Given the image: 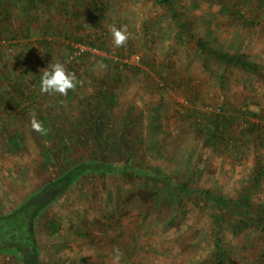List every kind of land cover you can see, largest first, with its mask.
I'll use <instances>...</instances> for the list:
<instances>
[{
  "label": "rangeland",
  "instance_id": "374dc122",
  "mask_svg": "<svg viewBox=\"0 0 264 264\" xmlns=\"http://www.w3.org/2000/svg\"><path fill=\"white\" fill-rule=\"evenodd\" d=\"M176 6L214 48L246 53L262 65V74L177 38L169 10L156 0H0V211H11L59 178L45 193V214L63 216L64 224L48 245L41 240L39 259L56 252L78 264H214L208 207L195 196L181 197L154 169L173 182L198 169L193 185L233 198L248 186L246 175L264 158V0H176ZM109 25L127 26L124 46L113 44ZM87 42H103L106 49L75 57V46L93 47ZM128 52L141 55L139 68L121 65ZM56 60L79 81L67 95L40 91L41 70ZM16 85L27 94L19 106L14 100L23 95ZM103 89L121 146L119 154L93 155L94 161L126 171L86 172L83 147L74 153L83 161L71 170L42 163V146L85 116L91 119L86 105L100 106L96 95ZM207 104L220 106L224 117L216 139L210 119L195 118ZM33 117L44 134L32 129ZM13 132L22 134L18 146L7 141ZM69 171L76 174L73 181L65 176ZM252 199L264 204V182ZM228 221V262L264 264V233ZM0 264L24 262L0 251Z\"/></svg>",
  "mask_w": 264,
  "mask_h": 264
},
{
  "label": "trees",
  "instance_id": "16d2710c",
  "mask_svg": "<svg viewBox=\"0 0 264 264\" xmlns=\"http://www.w3.org/2000/svg\"><path fill=\"white\" fill-rule=\"evenodd\" d=\"M31 1L34 2L36 0ZM156 2L169 10L172 22L175 26L177 38L193 41L202 51L211 53L229 65L238 66L257 75L262 74V65L257 61L249 59L246 53L241 51L229 52L214 48L210 41L193 31V21L185 19L182 14L179 13L176 0H156ZM79 41L83 42L80 38ZM103 42L87 43L88 45H93V47L102 50L106 49ZM76 48V46L73 48V52L76 51ZM86 52L88 51L84 50L76 57L82 58L87 54ZM104 59L110 61L112 65L116 63L120 64V62L114 59ZM68 67L74 72L71 65ZM138 71L139 70L136 69V72ZM101 87L103 88V86ZM16 88L20 92V95H23L20 99L15 98L14 100L16 106H19L22 104V98L26 97L27 94L21 91L22 89H20L18 85H16ZM105 95V89L100 90L98 95H96L97 102L100 103V106L96 107L94 101L92 104L88 103L86 105V108H89L88 110L93 111L91 119L85 116V118L82 119L83 122L68 126L63 129L64 132H60L59 134L58 132L55 133L56 136L58 135V139L51 142V144L42 146V163L46 165H59V168L68 170L75 166V164L83 161H79L74 155L80 147H83L88 157V159H84L83 162L87 165L86 172L91 171L94 174L114 172L120 175L126 171V166L117 165V163L105 164L107 162H103V159L98 162L94 161L95 157L93 155L106 157L108 151L119 154L118 146H121V144L117 143L115 140L116 134L119 133V131L112 126L110 118L108 119V108L106 107L108 103H106ZM203 112L202 114L196 113L195 118L199 122L202 120L203 114L207 116L210 119L209 124L214 128L212 136L215 137L214 139L219 138L221 132L220 128L224 125V117L220 115L221 111L205 112L203 110ZM250 113L254 116H259V112L250 111ZM130 127L131 125L127 124V126L124 127V131L127 133L131 132L129 130ZM21 135L20 132L10 133L7 138L8 143L12 146H18L17 143L22 140ZM128 142L129 141H127V143ZM107 165H109L110 168H108ZM154 171L158 173L161 178L167 180L170 186L176 188L181 197L187 195L195 196L197 200H202L208 207L211 217V234L215 252L214 264H231L226 259L227 256L223 244V226L225 221L229 220L228 222L232 223L239 230L255 228L264 233V204H257L252 199L253 189H258L264 182V158L254 162L252 168L245 177L248 186H245L240 195L235 198L227 193L209 187L193 185V182H195L193 179L197 177L198 173L196 172H198V169L194 174L183 175L179 182L171 181L160 169H154ZM154 171L151 175H155ZM72 172L73 171H69L65 175L68 177L67 175L72 174L71 181L76 178V174L73 175ZM138 172L142 173V170ZM144 172L148 173L147 170ZM57 180H59V178L55 179L53 182L51 181L49 185L44 186L39 192L30 196L26 201L12 208L11 211H0V251L19 255L24 264H29L30 261L28 260L30 259L35 260L34 264H78L76 259L65 258L56 252H53L46 258L39 259V251L41 249L39 243L41 240H44L43 245H48L50 240L57 236L64 224L63 216L58 215L56 217H50L45 214V210L48 207L47 202L44 201L48 199L45 193L56 187L55 184L58 183ZM63 193H65L64 190L60 191L58 197ZM52 196L53 198L51 200L55 201L57 196ZM37 212L38 214L36 216Z\"/></svg>",
  "mask_w": 264,
  "mask_h": 264
},
{
  "label": "clouds",
  "instance_id": "9594fccd",
  "mask_svg": "<svg viewBox=\"0 0 264 264\" xmlns=\"http://www.w3.org/2000/svg\"><path fill=\"white\" fill-rule=\"evenodd\" d=\"M112 35V42L116 47L124 46L128 39L129 33L127 26L116 27L108 26ZM79 81L75 73H70L65 65L59 60L53 61L47 68L41 70L40 91L45 94L67 95L70 90H74ZM32 129L38 133L44 134L45 129L41 122L35 117L31 121Z\"/></svg>",
  "mask_w": 264,
  "mask_h": 264
},
{
  "label": "built area",
  "instance_id": "2783aa9c",
  "mask_svg": "<svg viewBox=\"0 0 264 264\" xmlns=\"http://www.w3.org/2000/svg\"><path fill=\"white\" fill-rule=\"evenodd\" d=\"M76 51L74 52V56H78L79 54H81L84 50L87 51H98V49L96 47H91V46H84L82 45H77L76 46ZM104 53V52H101ZM117 59V58H116ZM119 61L121 62V65L124 67H128V68H135L136 66H141L142 65V58L141 55L139 53H125L121 56V58H119ZM187 102V101H186ZM203 110L205 112H210V111H215V112H220L221 108L219 106L214 107L211 105H205L203 106Z\"/></svg>",
  "mask_w": 264,
  "mask_h": 264
},
{
  "label": "flooded vegetation",
  "instance_id": "af4514ba",
  "mask_svg": "<svg viewBox=\"0 0 264 264\" xmlns=\"http://www.w3.org/2000/svg\"><path fill=\"white\" fill-rule=\"evenodd\" d=\"M71 175H72V174H70V175H67V176H68V177H67V178H68V180H70V179H71Z\"/></svg>",
  "mask_w": 264,
  "mask_h": 264
},
{
  "label": "water",
  "instance_id": "95a60500",
  "mask_svg": "<svg viewBox=\"0 0 264 264\" xmlns=\"http://www.w3.org/2000/svg\"><path fill=\"white\" fill-rule=\"evenodd\" d=\"M37 214H38V212L36 213V216H37ZM34 219H35V217H34ZM32 223H33V221H32Z\"/></svg>",
  "mask_w": 264,
  "mask_h": 264
}]
</instances>
